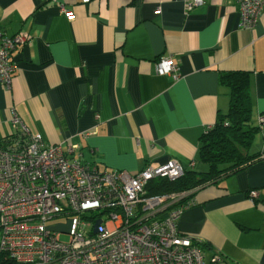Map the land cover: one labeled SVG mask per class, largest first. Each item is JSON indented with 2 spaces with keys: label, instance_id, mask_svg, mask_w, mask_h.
Listing matches in <instances>:
<instances>
[{
  "label": "crops",
  "instance_id": "obj_1",
  "mask_svg": "<svg viewBox=\"0 0 264 264\" xmlns=\"http://www.w3.org/2000/svg\"><path fill=\"white\" fill-rule=\"evenodd\" d=\"M192 1L0 0V31L29 35L12 52L11 86L0 84V144L25 125L103 172L169 160L206 171L200 139L230 107L220 74L250 72L256 125L264 113V13L243 29L235 0ZM162 57L177 79L157 72ZM252 147L264 158V128ZM184 195L178 228L205 264H264V159Z\"/></svg>",
  "mask_w": 264,
  "mask_h": 264
},
{
  "label": "built area",
  "instance_id": "obj_2",
  "mask_svg": "<svg viewBox=\"0 0 264 264\" xmlns=\"http://www.w3.org/2000/svg\"><path fill=\"white\" fill-rule=\"evenodd\" d=\"M235 2L240 27L253 28L264 13V0ZM204 3L193 0L188 9ZM28 41L27 33L7 36L0 31L1 85L11 86L17 68L12 52ZM157 72L178 78L172 57H162ZM13 124L23 123L15 115ZM257 125L264 128V113ZM22 128L16 140L0 147L1 252L18 264H205L198 241L178 228L181 209L158 218L178 196L145 195L152 179L184 175L177 160L147 166L135 175L103 172L70 158L61 145L44 143L25 125ZM257 196L251 192L252 202ZM61 219L67 224L53 223ZM98 220L102 223L96 226ZM221 261L219 255L212 259Z\"/></svg>",
  "mask_w": 264,
  "mask_h": 264
},
{
  "label": "trees",
  "instance_id": "obj_3",
  "mask_svg": "<svg viewBox=\"0 0 264 264\" xmlns=\"http://www.w3.org/2000/svg\"><path fill=\"white\" fill-rule=\"evenodd\" d=\"M219 80L222 86L229 89L230 107L228 113L219 115L216 125L200 139L199 161L206 164L208 169L185 171L176 180L154 178L146 186L147 197L180 196L205 186L216 185L222 178L237 174L264 159L261 154L251 152L261 128L252 117L250 72H222ZM18 136L16 134L5 139L0 147L12 143ZM186 197L184 195L179 202L170 205L158 218L166 217L172 210L183 209L192 196L189 199ZM0 264L18 263L0 251Z\"/></svg>",
  "mask_w": 264,
  "mask_h": 264
},
{
  "label": "rangeland",
  "instance_id": "obj_4",
  "mask_svg": "<svg viewBox=\"0 0 264 264\" xmlns=\"http://www.w3.org/2000/svg\"><path fill=\"white\" fill-rule=\"evenodd\" d=\"M5 147V146H4ZM3 148V147H2ZM255 148L254 147H252L251 148V152L254 150ZM252 153H254V151L252 152ZM182 199V196H178V197H175V202L174 203H177V202H179L180 200ZM56 222H61V223H63L64 225H66L67 223V219H61V220H57V221H54L53 223H56ZM52 223V224H53ZM51 224V222H49L48 223V225H50ZM66 227V226H65ZM0 237H1V235H0ZM64 239H66V237H64Z\"/></svg>",
  "mask_w": 264,
  "mask_h": 264
},
{
  "label": "water",
  "instance_id": "obj_5",
  "mask_svg": "<svg viewBox=\"0 0 264 264\" xmlns=\"http://www.w3.org/2000/svg\"><path fill=\"white\" fill-rule=\"evenodd\" d=\"M100 223H101V221H98L97 224H96V226H98Z\"/></svg>",
  "mask_w": 264,
  "mask_h": 264
},
{
  "label": "bare ground",
  "instance_id": "obj_6",
  "mask_svg": "<svg viewBox=\"0 0 264 264\" xmlns=\"http://www.w3.org/2000/svg\"><path fill=\"white\" fill-rule=\"evenodd\" d=\"M98 221H101V223H102V220H98ZM98 221H97V222H98ZM101 223H100V224H101ZM100 224H99V225H100Z\"/></svg>",
  "mask_w": 264,
  "mask_h": 264
}]
</instances>
